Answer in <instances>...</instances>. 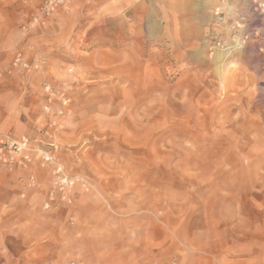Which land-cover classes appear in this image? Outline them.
<instances>
[{"label": "rangeland", "instance_id": "obj_1", "mask_svg": "<svg viewBox=\"0 0 264 264\" xmlns=\"http://www.w3.org/2000/svg\"><path fill=\"white\" fill-rule=\"evenodd\" d=\"M10 10L7 264H264V0Z\"/></svg>", "mask_w": 264, "mask_h": 264}, {"label": "crops", "instance_id": "obj_2", "mask_svg": "<svg viewBox=\"0 0 264 264\" xmlns=\"http://www.w3.org/2000/svg\"><path fill=\"white\" fill-rule=\"evenodd\" d=\"M19 0H0V141L2 139V133H4L3 121L8 117V74L6 72L7 61L6 56L10 53V43H9V24L17 22L19 20V15L15 13V10H10V7H14ZM6 179L11 181V177L6 175ZM9 188V186H8ZM6 189L4 192L0 191V262L5 261L7 264L10 254L15 256L12 252V247L10 246L12 237H17L22 239L23 246H26L24 253L30 257L33 256L36 249L33 248L37 244H32L34 241L32 238L24 239V232L22 227L19 226L20 216H17L14 211H11L10 190ZM4 193L5 196L1 195ZM11 209V210H10ZM28 230H32L33 226H29ZM18 260L21 256H17Z\"/></svg>", "mask_w": 264, "mask_h": 264}]
</instances>
